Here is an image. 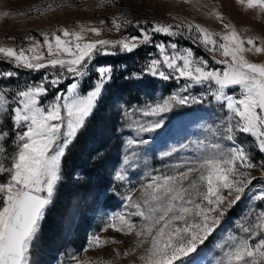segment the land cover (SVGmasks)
Returning a JSON list of instances; mask_svg holds the SVG:
<instances>
[{
    "label": "snow or ice",
    "instance_id": "obj_1",
    "mask_svg": "<svg viewBox=\"0 0 264 264\" xmlns=\"http://www.w3.org/2000/svg\"><path fill=\"white\" fill-rule=\"evenodd\" d=\"M236 2L246 10L264 13V0ZM115 3L116 0H101V6ZM47 10H54L51 3L44 9ZM9 15L3 13L4 17ZM210 15L223 26V33L193 23L133 21L129 14L121 13L111 19L108 30L119 32L131 25L139 35L91 40L85 34L101 37L103 27L80 24L79 31L59 28L51 34L42 32L43 44L36 37L27 36L25 39L34 43L0 46V57L14 69L56 70L51 79L44 75L39 82L26 81L14 91L0 86V264H31L33 242L62 180L63 160L113 78L110 66L96 67L98 78L94 86L91 90L82 88L93 61L99 55H115L117 50L133 53L142 45L152 44L156 34L181 38L192 35L194 43L198 41L212 54L215 66L192 48L180 50L175 42L155 44L158 56L149 59L136 78L149 75L184 83L160 102L133 110L148 118L137 123V135L163 129L165 116L180 106L214 102L213 110L219 109L220 119L209 128L210 138L196 142L191 159L168 173L149 175L147 183L129 189L124 200L130 211L113 216L104 231L112 229L134 236L136 242L126 251L115 249V255L129 257L140 253L137 259L141 264H196L193 257L201 246L247 197L252 202L251 215L244 217L236 225V233L219 245L222 254L215 264H264V62L249 59L264 56V36L239 32L218 9ZM18 76L16 70H3L0 82ZM197 86L204 89L200 96L189 92ZM148 142L129 139L127 145ZM187 147L173 146L161 155L170 157ZM253 152L261 158L257 159ZM135 156V152L131 157L126 155L124 165H130ZM256 169L259 176L253 175ZM115 179L128 181L124 168ZM136 192L140 195L134 199ZM120 243L123 241L102 240L94 235L88 249ZM73 260L76 264H111L77 257Z\"/></svg>",
    "mask_w": 264,
    "mask_h": 264
},
{
    "label": "rangeland",
    "instance_id": "obj_2",
    "mask_svg": "<svg viewBox=\"0 0 264 264\" xmlns=\"http://www.w3.org/2000/svg\"><path fill=\"white\" fill-rule=\"evenodd\" d=\"M49 3L53 5L54 10L44 11ZM36 8H40L41 13H37ZM216 9L223 12L227 22L234 24L239 32L264 36V13L259 12L258 9L246 10L236 0H116L115 4L106 6H101V0H0V46L19 47L34 43V41L25 39L27 36H34L43 44L42 32L51 34L59 28L79 31L80 24L87 27H103L101 37H96L92 33L85 34L86 39L91 40L99 38L115 40L123 36L139 35L138 30L131 25L122 28L119 32L108 30L112 27L111 19L119 17L121 13L129 14L128 18L133 21L157 20L173 25L193 23L200 24L212 32L223 33L225 31L223 26L210 15ZM4 12H9L10 15L4 17ZM21 12L29 14L20 15ZM101 20L105 21L104 25L100 24ZM173 42L178 44L180 50L192 48L198 56L209 59L210 64L215 66L211 60L212 54L204 50L198 41L194 43L193 36L189 34L182 38L156 34L152 44L142 45L133 53H123L117 50L115 55H99L93 61L89 76L86 81H82V88L91 90L94 86L98 78L95 72L96 67L110 66L113 69V78L103 89L93 114L99 109H104L108 118L112 115L115 119L114 129L117 135L112 137L110 145L115 144L116 160L110 167L107 179H101L100 183H97L100 179L98 173L104 174V170L100 168L89 183L84 181L85 178L81 173H74L70 181L71 190L67 188L68 200L67 202L62 201V207L59 209L60 215L55 217V223L52 226V230L56 231L51 230L48 236L56 241L60 240L59 245L55 246V249H46L48 242L44 244L43 241L47 239L40 240L43 220L31 248V264H76L73 257L96 262L111 261V264H133L135 260V264H141L137 259L140 253L129 257L115 255V249L126 251L133 247L136 242L134 236H124L112 229L104 231V228L113 216L130 211L124 200L129 189H136L141 184L147 183L149 175L168 173L178 164L191 159L196 150V142L206 136L210 138L209 128L214 127L220 119V115L217 114L219 109L213 110L216 107L214 102L205 105L180 106L165 116L166 125L163 129L137 135V123H144L148 118L143 117L139 111L133 112V110L160 102L177 92L184 83L183 80L164 81L149 75H144L142 79L136 78V75L142 73L148 60L158 56L155 44ZM217 58L221 57L217 54ZM249 59L257 63L264 62V56H249ZM3 70L19 72L17 78L0 82V86H7L13 91L17 86L23 87L26 81L39 82L44 75H48L51 79L52 73L56 71L45 69L40 72H30L25 69H14L11 64L4 62L0 57V71ZM189 92L194 96H200L204 89L197 86ZM111 95L113 97L109 99ZM105 97H108L109 103H102ZM105 122V127L99 122L93 132L100 134V143L105 142L109 135L110 121L106 119ZM129 139H145L149 142L129 147L127 145ZM86 141L85 149H81L78 154L81 160H86L88 155L93 156L91 150L95 147L94 145L99 144L97 142L93 144L89 139ZM181 144H187L188 147L170 157L161 155L171 147H179ZM132 152H135L136 156L132 158L130 165L125 166L124 157L126 155L131 157ZM253 155L257 156L255 152ZM260 158L257 156V159ZM108 168L109 165H106L105 169ZM121 168H124L128 174L126 182L115 179L116 173ZM260 174L259 169L253 171V175L259 176ZM65 180L62 166V180L57 186L53 202L46 210L45 216L59 207L57 205L61 200L59 197L60 201H57V197L61 194V185L66 183ZM139 195L140 193L136 192L134 199ZM64 196L65 194L62 195ZM251 208L252 202L245 197L228 213L221 228L201 246L198 254L193 257L196 264H215L222 254L219 245L224 243L228 236L236 233V225L242 222L244 217L251 215ZM132 219L137 223L140 222L138 217ZM82 225L86 227V233L80 229ZM76 234H80L78 239L75 238ZM94 235H99L102 240L115 238L122 240L123 243L88 249L89 241ZM81 236L84 238H80Z\"/></svg>",
    "mask_w": 264,
    "mask_h": 264
},
{
    "label": "trees",
    "instance_id": "obj_3",
    "mask_svg": "<svg viewBox=\"0 0 264 264\" xmlns=\"http://www.w3.org/2000/svg\"><path fill=\"white\" fill-rule=\"evenodd\" d=\"M112 95L109 96V99H112ZM108 97H105L102 100V103H109ZM109 119L110 121V125L109 126V135L106 139L105 142H99L100 140V134H94V130L96 129V127L98 126L99 122L102 123V125H104V127L106 126V122L105 120ZM103 121V122H102ZM114 122L115 119L112 117H107V114H105L104 109H99L96 111V113L93 114V116L87 120L86 122V126L85 128L79 133V135L77 136L76 140L74 141V143L72 144V146L69 148V150L67 151V154L63 160V176L65 177V184L61 185V194L57 197V201H60L59 204H56L55 201V206L57 205V209L52 210L50 212H48L44 218V223L42 226V235L40 237L41 239H47V241H43V243L45 244L46 242H48L47 248H54L55 246L58 247L59 245V241H56L54 239L48 238V236L50 235V231L53 229L52 226L55 223V217L60 215V207H62L61 203H63L62 201L66 200L65 202H67V198L69 197L68 195V190L67 188L69 187V189L71 190L70 186L71 183L70 181L72 180V177L74 175V173H81L83 175V177L85 178L84 181H87L88 183L91 182V180L97 175V171L100 168L104 174H99L100 179L97 180V183H100L101 179H107V177L109 176V170H111V166L114 164L115 162V149H114V145L111 146V139L113 136L116 137V131L114 129ZM103 127V128H104ZM87 139H89L91 142H93V144L99 143L98 145H94L95 147L92 148L91 152L93 156L88 155L86 156V160L83 159L81 160L79 158V152L81 151V149H85V145L87 144ZM108 140V141H107ZM89 152V153H91ZM97 156H94V155ZM109 165V168L106 170L105 166ZM93 177V178H92ZM104 181V180H103ZM70 183V184H69ZM87 184V183H86ZM95 189V188H94ZM95 191H93L94 193ZM78 192H76L77 194ZM92 193V194H93ZM65 194L64 197H62V195ZM60 197V200H59ZM80 229L82 231H84V233H86L87 229L86 227H84L83 225L80 227ZM52 231H56V230H52ZM78 233V232H77ZM54 234V233H53ZM78 235L80 234H76L75 238L78 239ZM80 238H84V237H80ZM61 244V243H60ZM55 247V248H56ZM54 248V249H55ZM45 249V250H46ZM53 249V250H54ZM50 251V250H49ZM52 252V251H51ZM49 253V252H48ZM52 264V263H51Z\"/></svg>",
    "mask_w": 264,
    "mask_h": 264
}]
</instances>
